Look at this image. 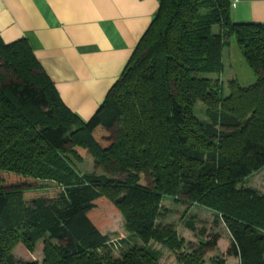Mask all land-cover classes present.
Segmentation results:
<instances>
[{"label": "trees", "instance_id": "obj_1", "mask_svg": "<svg viewBox=\"0 0 264 264\" xmlns=\"http://www.w3.org/2000/svg\"><path fill=\"white\" fill-rule=\"evenodd\" d=\"M230 12L229 0H161L86 122L25 40L0 38V264H37L15 262L19 246L30 255L40 246L43 264H158L161 252L145 244L122 242L113 258L91 217L103 201L131 238L174 250L179 264H204L219 236L199 233L203 241L183 255L173 227L157 224L163 198L212 211L225 226L230 246L212 264H264V196L242 188L264 170V24L236 23ZM230 37L257 80L231 81L225 94L212 76L223 71ZM85 157L94 172L79 175L73 163Z\"/></svg>", "mask_w": 264, "mask_h": 264}, {"label": "crops", "instance_id": "obj_2", "mask_svg": "<svg viewBox=\"0 0 264 264\" xmlns=\"http://www.w3.org/2000/svg\"><path fill=\"white\" fill-rule=\"evenodd\" d=\"M160 1L0 0V38L25 40L61 101L86 122L125 70ZM229 2L234 22L264 24V0Z\"/></svg>", "mask_w": 264, "mask_h": 264}, {"label": "rangeland", "instance_id": "obj_3", "mask_svg": "<svg viewBox=\"0 0 264 264\" xmlns=\"http://www.w3.org/2000/svg\"><path fill=\"white\" fill-rule=\"evenodd\" d=\"M222 63V73L219 76H212V78L219 79L222 82L225 94H227L228 83L231 81L237 82L242 87H249L255 84L257 80L256 74L245 62L242 51L234 37H230L223 48ZM196 116L203 121H207L206 109L201 105H197ZM73 164L79 175H90L94 172V163L90 157H85L79 162L74 161ZM99 173L97 172V174ZM148 182L150 184V181ZM43 185L46 186L48 183H43ZM242 188L256 191L261 196H264V170L247 178ZM160 207L163 216L158 220L157 224L173 227L178 239L184 243L181 250L183 255L191 253L186 248L188 244L198 245L200 241H203L199 233L205 231L209 235H218L220 241L216 250L205 257L204 264H212L213 260L224 256L231 243L230 235L221 222H216L215 214L212 211L197 206L185 211L183 207L176 205L175 201L170 198H163ZM97 208L91 217L100 227L102 238L108 241L109 249L114 259L120 258L121 254L127 249L122 245V242H128L130 247L145 244L151 245L153 249L160 251L162 258L158 264H179L177 260L178 253L174 250L163 248L151 240L141 241L140 239L131 238L125 229V218L109 203L104 201L98 203ZM189 225L193 227L194 231L188 228ZM24 253L21 246L17 247L13 251L15 262L28 261L30 263L43 264L44 255L40 246L36 247L32 255ZM225 259H227L225 264H236L233 258Z\"/></svg>", "mask_w": 264, "mask_h": 264}]
</instances>
